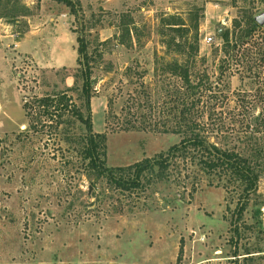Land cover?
Here are the masks:
<instances>
[{
    "label": "rangeland",
    "instance_id": "1",
    "mask_svg": "<svg viewBox=\"0 0 264 264\" xmlns=\"http://www.w3.org/2000/svg\"><path fill=\"white\" fill-rule=\"evenodd\" d=\"M79 2L78 20L56 1L0 0V263L177 264L183 241L182 264H264V129L248 138L239 125L264 120V106L241 66L223 67L222 75V35L233 33L234 22L237 33L245 30L264 13V0ZM81 34L92 56L93 127L108 134L101 160L115 178L129 182L130 172L114 169L180 141L172 133L177 90L205 77L220 84L229 132L215 133L210 144L236 146L246 157L261 151L259 190L239 235L232 223L239 197L216 178L198 170L185 180L146 173L142 189L121 191L87 166L85 128L73 116L59 127L37 110L26 117V100L61 93L87 116ZM131 126L138 131L118 130Z\"/></svg>",
    "mask_w": 264,
    "mask_h": 264
},
{
    "label": "trees",
    "instance_id": "2",
    "mask_svg": "<svg viewBox=\"0 0 264 264\" xmlns=\"http://www.w3.org/2000/svg\"><path fill=\"white\" fill-rule=\"evenodd\" d=\"M52 1L64 4L70 9L71 15L79 20V12L82 9L79 0ZM255 19L246 22V29L239 33L237 31L241 28V24L234 22L233 33L228 31L222 35L226 42L222 68L225 67L227 71H230L229 69L237 64L243 68L241 72H249L257 86L256 92L261 94L256 103L264 106V26H259ZM77 44L79 57L77 64L82 68L81 93L87 116H83L82 110L73 102L71 96L61 93L53 97L36 98L31 103L26 100L22 107L26 117H30V111L37 110L46 116L52 124L59 127L66 115L73 116L85 128L86 135L83 140L85 142L84 158L87 161V166L100 176L106 175L109 181L121 191L142 189L144 187L142 179L146 173L157 172L158 176L164 177L170 172H174L177 177L185 180L189 179L196 172L195 170H198L204 172L211 179L216 178L219 183H223L222 187L227 193H235L239 197L233 214L235 220L232 222L236 224L235 231L239 235L240 228L237 225L243 220L249 199L259 190L260 170L256 157L261 156V151H256L253 155L246 157L236 146L222 148L210 144L209 140L215 133H220L223 136L229 132L224 123L223 107H225V103L221 99V95L215 92L216 88L221 87L220 84L205 77L199 79L196 85L187 82L186 87L181 89L184 92L176 91L180 96L176 101L178 107L172 133L180 136V141L166 152L157 154L153 158H145L127 168H115V172H130L133 178L127 182L110 175L112 169H108L105 166L106 161L101 160L107 155L108 134L107 132L96 133L93 127L91 101L95 96V91L92 87V56L88 54V42L83 34L77 37ZM225 69L223 68L222 75L226 72ZM240 79L244 80L243 77ZM243 102H245L244 99ZM248 106L244 107L247 111ZM243 119L239 125L245 128L244 133L248 138H253L263 132L264 120L259 117L251 118L250 121L246 118ZM232 126L234 129L237 128L236 122ZM106 127L108 130L110 129L108 123ZM138 129V127L131 126L128 129L118 130L130 132L138 131ZM113 131L111 129L110 132L113 133ZM183 253L182 241L177 264H182ZM238 256L239 254L235 252L233 261H236Z\"/></svg>",
    "mask_w": 264,
    "mask_h": 264
},
{
    "label": "water",
    "instance_id": "3",
    "mask_svg": "<svg viewBox=\"0 0 264 264\" xmlns=\"http://www.w3.org/2000/svg\"><path fill=\"white\" fill-rule=\"evenodd\" d=\"M255 20L259 26L263 27L264 26V13L258 16Z\"/></svg>",
    "mask_w": 264,
    "mask_h": 264
},
{
    "label": "built area",
    "instance_id": "4",
    "mask_svg": "<svg viewBox=\"0 0 264 264\" xmlns=\"http://www.w3.org/2000/svg\"><path fill=\"white\" fill-rule=\"evenodd\" d=\"M212 40H213V39H212L211 37H209V38H206L205 41L208 42V43H210V42H212Z\"/></svg>",
    "mask_w": 264,
    "mask_h": 264
},
{
    "label": "crops",
    "instance_id": "5",
    "mask_svg": "<svg viewBox=\"0 0 264 264\" xmlns=\"http://www.w3.org/2000/svg\"><path fill=\"white\" fill-rule=\"evenodd\" d=\"M209 1H212V0H209ZM211 5V3H207V6Z\"/></svg>",
    "mask_w": 264,
    "mask_h": 264
}]
</instances>
